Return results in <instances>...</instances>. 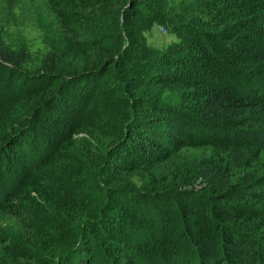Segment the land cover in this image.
<instances>
[{"label":"trees","instance_id":"1","mask_svg":"<svg viewBox=\"0 0 264 264\" xmlns=\"http://www.w3.org/2000/svg\"><path fill=\"white\" fill-rule=\"evenodd\" d=\"M21 5L0 0V216L21 223L0 264H264V0H47L39 49ZM155 24L178 40L151 46ZM190 148L192 175L154 171Z\"/></svg>","mask_w":264,"mask_h":264},{"label":"rangeland","instance_id":"2","mask_svg":"<svg viewBox=\"0 0 264 264\" xmlns=\"http://www.w3.org/2000/svg\"><path fill=\"white\" fill-rule=\"evenodd\" d=\"M20 10L22 13L21 19L24 20V22L19 29L26 31L29 39L34 44L35 49H39L42 45V33L39 29L40 25L38 23L42 22V24H46L45 21H48V18H50L47 0H22ZM38 17H40V21H37L36 18ZM163 28V26L158 24L153 25L146 33L147 43L153 47L163 49L170 43L178 40V37L175 34L165 31ZM200 152L201 151L193 148L186 149L182 153L174 155L167 162L157 165L154 168V171L158 174H167L169 179L174 180H177L180 177L190 176L193 171V163L196 161L195 158L201 154ZM149 177L150 172L148 170H142L141 173L133 177V181L137 186H140L142 182H148L150 179ZM193 188L194 190L201 189L200 183L195 182ZM0 225L2 228H5V231L8 232L10 236H18V230L20 229L19 226H21V223L17 219L12 218L9 215L0 216Z\"/></svg>","mask_w":264,"mask_h":264},{"label":"built area","instance_id":"3","mask_svg":"<svg viewBox=\"0 0 264 264\" xmlns=\"http://www.w3.org/2000/svg\"><path fill=\"white\" fill-rule=\"evenodd\" d=\"M163 29H164L165 31H167L166 28H163Z\"/></svg>","mask_w":264,"mask_h":264}]
</instances>
